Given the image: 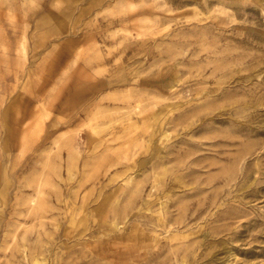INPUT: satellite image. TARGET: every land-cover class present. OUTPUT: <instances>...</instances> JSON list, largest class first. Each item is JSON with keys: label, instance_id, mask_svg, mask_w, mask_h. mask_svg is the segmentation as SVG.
I'll list each match as a JSON object with an SVG mask.
<instances>
[{"label": "rangeland", "instance_id": "374dc122", "mask_svg": "<svg viewBox=\"0 0 264 264\" xmlns=\"http://www.w3.org/2000/svg\"><path fill=\"white\" fill-rule=\"evenodd\" d=\"M0 264H264V0H0Z\"/></svg>", "mask_w": 264, "mask_h": 264}]
</instances>
